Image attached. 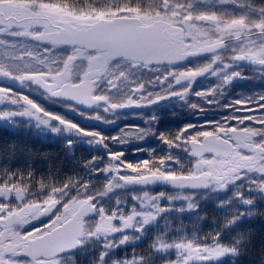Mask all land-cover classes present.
Listing matches in <instances>:
<instances>
[{
    "label": "snow or ice",
    "instance_id": "snow-or-ice-1",
    "mask_svg": "<svg viewBox=\"0 0 264 264\" xmlns=\"http://www.w3.org/2000/svg\"><path fill=\"white\" fill-rule=\"evenodd\" d=\"M205 75L216 83L194 95L223 114L164 132L179 114L162 104L110 136L0 83V120L106 151L66 140L57 178L64 161L38 173L0 145V264H264V0H0V80L87 119L186 100ZM156 135L167 150L134 147L135 162L111 147Z\"/></svg>",
    "mask_w": 264,
    "mask_h": 264
},
{
    "label": "flooded vegetation",
    "instance_id": "flooded-vegetation-1",
    "mask_svg": "<svg viewBox=\"0 0 264 264\" xmlns=\"http://www.w3.org/2000/svg\"><path fill=\"white\" fill-rule=\"evenodd\" d=\"M199 60L205 59V57L196 58ZM196 61L191 58L186 61L187 64L192 65ZM238 69L244 72H248L249 68L245 65L241 64L238 66ZM233 70H237L234 68ZM0 83L5 84L6 86H12L18 88L20 91L27 92L34 100H37L41 103L46 109L50 111H56L64 115L66 118L73 120L74 122L78 123L83 128H90L96 129L102 132L106 136L116 134L121 127L128 124H143V120L138 116L134 115L136 113H143L145 115L151 113L154 109L159 108L162 104L171 105L172 110L177 112L179 115L174 118V122L163 127H159L158 131H174L176 128L182 126L185 122H192V123H200L204 118L212 116L214 113H220L219 109H216L215 106H209L204 104L203 100L199 97L194 95V92L201 89L209 87L216 83L215 77H209L207 75L198 77L196 81L191 85L189 97L186 100H179L177 98H167L164 101L160 102V104H156L153 106L148 107H140V108H125L122 110H118L115 113H105L102 108H89V109H81L82 111H97L100 112L101 115L105 116L109 121H113L111 123H105L100 120L95 119H87L84 116H81L79 113L74 112L70 109H65L61 105H53L47 102L43 97L39 95L37 92H28L27 89L19 88L12 81H2ZM241 90L238 86L232 88L224 98L220 100V103H224L228 97L233 96L237 91ZM247 91V89H244ZM196 102L200 104H204V107L207 109L206 112L203 114H197L196 111H193L189 108V104ZM214 118H219V115H215ZM42 130V128L36 127L35 121L29 122L27 119H19L18 123L13 124L9 123L6 120H0V133L5 134L9 140L0 141V145L14 143L16 148L25 147V152H35L33 155H26L22 157V160L30 161L31 159H35L39 162L41 172H47L48 165L46 166L47 159H50L48 163L52 162L55 158L56 161L62 160L63 158V150H64V138L72 139L78 147L81 149V153L84 149H88V155L96 154L106 156V151L103 149L102 145L100 144H88L86 137H81L75 133L62 131L61 133L53 134L50 131L47 132ZM45 133V134H43ZM64 134H66L64 136ZM39 136V137H36ZM51 137L52 140L47 141L46 138ZM15 139H23V140H15ZM152 147L155 148L157 152L162 153L163 151L167 150V146L164 145L158 138V135L152 136L147 140V142H133L131 146L129 145H111L112 149L115 151H124V158L135 162L140 159H144L147 157L146 152H137L134 151V147ZM76 147V148H78ZM177 154H179V150H174ZM47 153L48 156H44L43 154ZM17 154V151H16ZM39 154V156L37 155ZM22 153H18V157H20ZM30 156V157H29ZM62 170V166L60 165V172L57 176L60 177ZM153 187L154 191H172L171 188L162 186L161 184H156ZM138 186H129L128 188L122 191H132L136 190Z\"/></svg>",
    "mask_w": 264,
    "mask_h": 264
},
{
    "label": "trees",
    "instance_id": "trees-1",
    "mask_svg": "<svg viewBox=\"0 0 264 264\" xmlns=\"http://www.w3.org/2000/svg\"><path fill=\"white\" fill-rule=\"evenodd\" d=\"M5 140H9V138H7L5 136V134L3 133H0V141H4ZM15 140H23V139H15ZM5 144V143H3ZM16 151H17V155L18 153H22V155L20 157L17 156V160H15L13 163H14V166H17V167H32L34 169H36V171L39 173L41 172V168H40V164L37 160L35 159H31L30 161H26V160H22V157L26 155H33L35 152H32V151H29V152H25V147H22V148H16ZM65 152H66V148H64L63 150V158H62V161H64V163L61 165L62 166V170H61V174H63L64 172L68 171L69 168L71 167V165L69 164V161L72 159L71 156H66L65 155ZM74 152L76 155H80V153H78L77 149H74ZM39 156V154H37ZM30 157V156H29ZM49 160L50 159H47L46 161V166L48 165L49 166ZM53 163L56 162L55 158L53 159L52 161ZM72 163H75L74 161H72ZM52 171H55V166L51 169ZM49 171V167H48V170L47 172ZM58 174V173H57ZM69 174H71L69 172ZM61 176V175H60ZM57 178H59V176H57Z\"/></svg>",
    "mask_w": 264,
    "mask_h": 264
},
{
    "label": "rangeland",
    "instance_id": "rangeland-1",
    "mask_svg": "<svg viewBox=\"0 0 264 264\" xmlns=\"http://www.w3.org/2000/svg\"><path fill=\"white\" fill-rule=\"evenodd\" d=\"M47 132H49V131H47ZM47 132H46V133H47ZM43 134H45V133H43ZM65 135H66V134H64V136H65ZM36 137H39V136H36ZM46 140H47V141H50V140H52V138H51V137H47ZM66 140H68V139H67V138H64V139H63V141H64V145H65ZM147 140H149V138H148ZM134 142H135V141H134ZM141 142H144V141H141ZM201 203L203 204V203H205V201H201Z\"/></svg>",
    "mask_w": 264,
    "mask_h": 264
},
{
    "label": "water",
    "instance_id": "water-1",
    "mask_svg": "<svg viewBox=\"0 0 264 264\" xmlns=\"http://www.w3.org/2000/svg\"><path fill=\"white\" fill-rule=\"evenodd\" d=\"M188 59H191V57L190 58H188ZM162 186H165V187H168V188H171L169 185H166V184H161Z\"/></svg>",
    "mask_w": 264,
    "mask_h": 264
}]
</instances>
